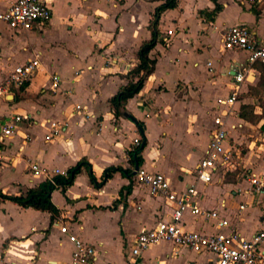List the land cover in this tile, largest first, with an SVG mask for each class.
<instances>
[{"label": "crops", "instance_id": "1", "mask_svg": "<svg viewBox=\"0 0 264 264\" xmlns=\"http://www.w3.org/2000/svg\"><path fill=\"white\" fill-rule=\"evenodd\" d=\"M14 1L0 0V13ZM48 2L53 17L44 27L14 32L0 23V82L18 65L34 59L42 64L30 84L0 97V124L14 116H31L18 123L15 134L5 141L0 193L19 196L46 182L30 171L31 163L62 173L83 160L89 167L65 191L58 188L52 193L59 210L54 220L48 212L0 199V264H71L75 248L69 234L62 233L64 226L96 248V259L90 264H127L136 237L159 220H171L173 205L135 181L136 160L133 164L131 152L137 147L135 140L143 141L136 122L145 126L140 168L165 175L177 192L197 185V203L207 209L221 208L243 237L250 239L264 230V193L251 191L252 175L264 176L261 72L258 63L250 66L248 53L226 51L221 42L222 33L238 25L264 37V4L179 0L175 9L164 12L159 41L150 52L155 70L125 105L124 114L132 120L124 115L116 118L111 100L129 83L141 47L152 39L153 15L164 0ZM110 60L115 64L110 65ZM238 65L250 72L234 106H223L220 102L232 93L229 71ZM54 75L61 79L58 89L53 88ZM76 105L85 107L86 114L70 118ZM218 117L226 121L229 145L235 152L232 166L220 169L212 184H197L195 170ZM66 119L67 131L47 141L49 121ZM109 168L131 171L132 177L119 171L105 181ZM183 225L187 231L220 232L215 222L190 213ZM216 262L213 254L161 241L137 264Z\"/></svg>", "mask_w": 264, "mask_h": 264}, {"label": "built area", "instance_id": "2", "mask_svg": "<svg viewBox=\"0 0 264 264\" xmlns=\"http://www.w3.org/2000/svg\"><path fill=\"white\" fill-rule=\"evenodd\" d=\"M250 1L264 4V0ZM52 17L53 11L48 0H15L5 12L0 13V23L6 24L14 32H30L34 31L36 27L41 28L48 25ZM1 36L0 32V39ZM221 42L226 51L248 53V63L251 67L258 62L264 64V37H258L248 26L238 25L225 30L222 33ZM109 64L114 65L115 61L110 60ZM41 69L42 64L39 59L14 67L9 74L3 76L0 82V97L6 98L13 90L21 89L30 84ZM231 72L233 73L231 96L220 102L221 105L228 107H233L240 97L250 69L238 65L229 71V73ZM52 80L53 88L58 89L61 83L60 77L54 75ZM85 114L86 108L76 105L70 118ZM30 118V115H18L6 123L0 124V168L5 165L7 159L6 139L15 134L18 123L29 121ZM215 125L216 128L210 136L205 156L195 170L197 184H212L214 176L220 169H227L232 166L235 152L229 145L226 121L224 118L218 117L215 119ZM68 126L69 119L49 121V132L46 140L51 141L61 133L66 132ZM140 144L139 139L135 140L136 146ZM29 169L35 176L44 177L47 182L53 184L55 177L67 175L60 170L43 169L37 163H31ZM135 181L137 184L147 187L152 196L162 197L170 202L173 209L171 220H159L153 228L141 232L136 237L127 264H137L139 258L151 246L161 241L170 242L177 248H188L196 253L213 254L217 257L216 264H263L264 250L261 249V244L264 242V230L250 239L243 237L233 229L231 220L222 214L221 208L207 209L197 203L199 197L197 185L177 192L171 188L165 175L151 173L140 167L135 171ZM251 185V191L264 193V176L252 175ZM187 213L215 222L216 228L220 232L207 234L185 230L183 219ZM61 231L64 234H69L70 241L75 248L71 264H90L96 259L97 251L93 245L84 242L76 235L70 234L66 226L62 227Z\"/></svg>", "mask_w": 264, "mask_h": 264}, {"label": "trees", "instance_id": "3", "mask_svg": "<svg viewBox=\"0 0 264 264\" xmlns=\"http://www.w3.org/2000/svg\"><path fill=\"white\" fill-rule=\"evenodd\" d=\"M178 2L179 0H164V3L156 9L150 25V29L152 31V39L144 43L141 47L138 54L139 63L137 67L133 69L128 75L130 79L129 83L125 87H123L111 100L113 114L116 118H120L124 115L126 103L141 92L146 80L154 72L156 61L150 58V52L155 48L159 41L158 26L161 15L167 10L175 9L178 6ZM257 68L261 72L259 85L261 87H264V64L258 62ZM136 124L143 135V141L131 152V160L133 164L135 163V160H137L139 166H141L143 162L141 154L146 146L143 134L145 126L141 122H136ZM84 167H89V163L85 160L79 162L77 166L69 170L66 176L55 177L54 184L46 181L40 184L37 188L29 189L24 194L19 196H8L0 193V199L10 200L19 204L23 208H34L36 210L48 212L52 215V220H54V217L59 214V210L52 202V193L58 188H62L63 191H65L66 188L72 186L74 184L76 176L81 173ZM119 171L127 176L132 177L131 171H126L121 168H109L105 172L104 180L107 181L111 179L113 174ZM91 179L93 182H96L93 175H91ZM127 190L130 191L131 187H128Z\"/></svg>", "mask_w": 264, "mask_h": 264}, {"label": "water", "instance_id": "4", "mask_svg": "<svg viewBox=\"0 0 264 264\" xmlns=\"http://www.w3.org/2000/svg\"><path fill=\"white\" fill-rule=\"evenodd\" d=\"M124 116L126 117V118H128V119H132L133 120V117H131L129 114H127V113H125L124 114ZM139 169V164H138V162H137V160H136V170H138Z\"/></svg>", "mask_w": 264, "mask_h": 264}, {"label": "rangeland", "instance_id": "5", "mask_svg": "<svg viewBox=\"0 0 264 264\" xmlns=\"http://www.w3.org/2000/svg\"><path fill=\"white\" fill-rule=\"evenodd\" d=\"M65 37L68 38V35L66 34ZM242 58H243V60H245V59H246V55L244 54ZM243 98H244V97H243ZM261 102H262V103L264 102V99H263V98H260L259 103H261ZM263 106H264V105H263ZM263 113H264V109H263Z\"/></svg>", "mask_w": 264, "mask_h": 264}]
</instances>
